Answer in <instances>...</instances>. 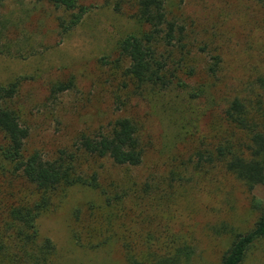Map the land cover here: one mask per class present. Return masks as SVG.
Here are the masks:
<instances>
[{"label": "rangeland", "instance_id": "obj_1", "mask_svg": "<svg viewBox=\"0 0 264 264\" xmlns=\"http://www.w3.org/2000/svg\"><path fill=\"white\" fill-rule=\"evenodd\" d=\"M78 1L90 11L64 35L58 21L67 18L66 13L46 2L4 0L0 8V28L4 26V35L12 40L11 49L26 56L0 55V83L20 82L14 104L29 129L26 151L50 158L70 147L80 133L124 116L139 124L146 151L135 167L104 159L91 162L110 196L127 192L116 204L123 211L105 207L98 193L80 186L54 196L55 207L37 220L40 236L54 245L49 264H127L116 237L108 243L100 242L106 235L96 237L98 221L112 212L118 213L114 219H163L169 230L194 247L185 264H219L234 234L253 226L256 216L250 200L261 192H248L219 167L198 165L193 151L210 138L220 111L207 107L209 99H190L187 93L204 79L210 82L204 66L212 55H219L215 80L220 95L254 90L264 98L255 82L264 75V2L173 0L198 74L188 82L191 89L132 96L124 106L118 98L128 100L122 87L126 63L118 62L115 49L120 39L136 30L129 9L115 11L114 0ZM68 79L73 80L71 88L51 94L54 83ZM25 184L0 156V217L9 203L32 192ZM76 210L82 225L91 227L81 232V242L73 237ZM165 228L166 223L159 227ZM242 264H264V239Z\"/></svg>", "mask_w": 264, "mask_h": 264}, {"label": "trees", "instance_id": "obj_2", "mask_svg": "<svg viewBox=\"0 0 264 264\" xmlns=\"http://www.w3.org/2000/svg\"><path fill=\"white\" fill-rule=\"evenodd\" d=\"M35 1L46 2L66 13L67 18L58 21L61 35L77 26L90 11V7L78 0ZM3 2L0 0V8ZM173 6V0H114L115 11L123 7L129 9L136 29L120 39L115 49L118 62L126 63L122 87L128 93V100L118 98L120 105L126 106L132 96L143 97L145 93L157 95L191 89L188 82L195 79L199 67L192 55L189 35L179 24ZM11 42L2 26L0 55L25 58L22 50L11 49ZM210 59L203 70L210 82L204 79L186 93L190 99L203 98L205 102L209 99L207 107L220 112L212 124L210 138L203 141L206 144L201 143L193 155L196 154L199 166L201 162L209 169L219 167L248 192H261V197L251 194L250 207L256 216L253 226L234 234L219 263L242 264L253 246L264 239V98L263 93L254 90L247 94L242 90L220 95L215 78L221 58L212 55ZM255 82H259V89L264 92V75L258 76ZM19 86L17 80L0 83V156L11 165L14 175L31 186L32 192L9 203L0 217V264H49L54 245L49 238L40 236L37 220L55 207L54 196L80 186L98 193L105 207L125 210L116 204L127 192L110 196L91 162L104 159L117 166H139L143 162L145 144L139 124L124 116L89 133H80L70 147L59 149L50 158L38 151L27 153L29 129L14 104ZM72 86V79L59 81L53 84L50 92L56 94ZM92 210L93 204H90V216ZM117 214L112 212L107 219L98 221L100 225L95 233L96 237L106 235L100 240L104 243L116 237L127 264H185L190 261L194 254L191 241L169 230L163 219H114ZM73 217V237L81 242V232L91 227L82 225L78 210ZM165 223L166 228L160 230Z\"/></svg>", "mask_w": 264, "mask_h": 264}]
</instances>
